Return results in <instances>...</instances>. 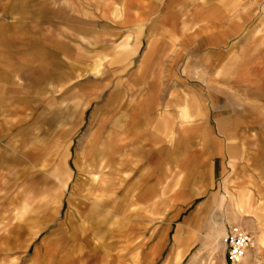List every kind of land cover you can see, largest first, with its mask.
I'll return each mask as SVG.
<instances>
[{
    "label": "rangeland",
    "instance_id": "1",
    "mask_svg": "<svg viewBox=\"0 0 264 264\" xmlns=\"http://www.w3.org/2000/svg\"><path fill=\"white\" fill-rule=\"evenodd\" d=\"M259 47L264 0H0V264L76 210L103 223L80 264H225L236 229L233 264H264V80L227 74ZM115 128L129 162L100 207L72 187Z\"/></svg>",
    "mask_w": 264,
    "mask_h": 264
},
{
    "label": "crops",
    "instance_id": "2",
    "mask_svg": "<svg viewBox=\"0 0 264 264\" xmlns=\"http://www.w3.org/2000/svg\"><path fill=\"white\" fill-rule=\"evenodd\" d=\"M254 50L248 49L242 57L244 60L239 63L237 69L235 70L232 66V61L229 62V66L227 67L228 75H239L240 79H249L250 76L254 78H260L264 80V56L261 55H253L251 58L248 55V52H258L264 51V47L261 48H253ZM254 52V53H255ZM234 64V63H233ZM240 72V74H238ZM260 73V75H258ZM258 75V76H254ZM220 128L221 125L219 124ZM121 129H114V139L112 142V148H109L105 153H100L98 148L94 149L89 153H83L84 157L82 162L85 168V177L81 179V186L78 187L74 185L72 187V192L76 191H89L93 188V191L96 193L93 201L95 205L102 206L106 204V201L111 196H115L118 191L113 187L105 176L110 173H114L117 167L122 166L126 168L130 156V150L127 147L130 146L131 142H127V134L126 130L124 132ZM94 136V135H93ZM94 139L97 142V136ZM91 137L90 141H94ZM111 143V141H110ZM140 148L137 147L136 150ZM67 151V150H66ZM67 153V152H66ZM67 156V154H66ZM63 156L60 158V163L62 165V180L65 183V188L68 185V181L72 179V175L67 174L68 165H67V157ZM254 188H257L258 185L254 184L252 181ZM78 185V184H77ZM84 187V188H83ZM64 188V189H65ZM81 188V189H80ZM83 188V189H82ZM258 192V189H257ZM103 203V204H102ZM254 203L250 196L241 198L238 200L239 207H251ZM93 210V209H92ZM93 212L89 214H83L81 211L76 210L74 213L70 214V220L67 222V225L63 226L59 229L55 234H50L49 237L44 239L40 246L35 250L33 258L30 260L28 264H80L83 259V255L81 250L79 249V241L83 237H87L90 235V232L98 231L101 229L102 222H93L92 215ZM86 219H89L88 223ZM37 234V233H36ZM35 234V235H36ZM94 248H96V244L92 242ZM227 259L224 261L227 264Z\"/></svg>",
    "mask_w": 264,
    "mask_h": 264
},
{
    "label": "built area",
    "instance_id": "3",
    "mask_svg": "<svg viewBox=\"0 0 264 264\" xmlns=\"http://www.w3.org/2000/svg\"><path fill=\"white\" fill-rule=\"evenodd\" d=\"M228 242V254L226 256L227 261L233 264L237 261V258H241L245 252V249L250 244V238L239 230L231 231L226 237Z\"/></svg>",
    "mask_w": 264,
    "mask_h": 264
},
{
    "label": "bare ground",
    "instance_id": "4",
    "mask_svg": "<svg viewBox=\"0 0 264 264\" xmlns=\"http://www.w3.org/2000/svg\"><path fill=\"white\" fill-rule=\"evenodd\" d=\"M241 258H242V257H241ZM241 258H237V261H235V262H238ZM235 262H234V263H235Z\"/></svg>",
    "mask_w": 264,
    "mask_h": 264
}]
</instances>
